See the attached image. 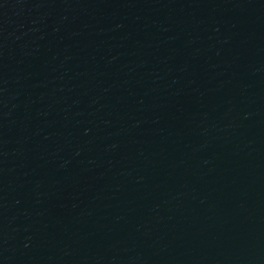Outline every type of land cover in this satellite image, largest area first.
I'll use <instances>...</instances> for the list:
<instances>
[{
  "label": "water",
  "instance_id": "95a60500",
  "mask_svg": "<svg viewBox=\"0 0 264 264\" xmlns=\"http://www.w3.org/2000/svg\"><path fill=\"white\" fill-rule=\"evenodd\" d=\"M0 264H264V0H0Z\"/></svg>",
  "mask_w": 264,
  "mask_h": 264
}]
</instances>
